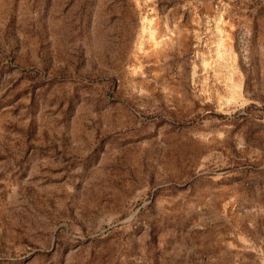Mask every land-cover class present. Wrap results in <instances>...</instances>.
<instances>
[{"label":"rangeland","instance_id":"rangeland-1","mask_svg":"<svg viewBox=\"0 0 264 264\" xmlns=\"http://www.w3.org/2000/svg\"><path fill=\"white\" fill-rule=\"evenodd\" d=\"M0 264H264V0H0Z\"/></svg>","mask_w":264,"mask_h":264}]
</instances>
